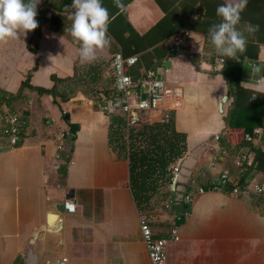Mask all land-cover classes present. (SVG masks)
<instances>
[{
  "label": "crops",
  "instance_id": "crops-1",
  "mask_svg": "<svg viewBox=\"0 0 264 264\" xmlns=\"http://www.w3.org/2000/svg\"><path fill=\"white\" fill-rule=\"evenodd\" d=\"M122 2L124 11L115 15L118 9L113 0H102L115 18L108 25L110 44L97 50L91 63H81L79 45L68 32L73 10L66 6L72 0H40L37 28L0 44V90L17 94L29 85L56 92L40 97L38 120L33 121V111H28L27 130L17 146L11 148L0 135V264H20L21 260L56 264L61 256H67L69 264H151L140 228L142 212L152 217L159 236L169 237L177 227L179 238L170 240L167 264H264V169L242 168L230 177L233 186H245L239 193L230 192L231 186L196 194L187 203L188 214L177 203L166 207L167 198L163 201L166 213L157 223L154 214L140 210L135 201L129 159L109 144L110 116L103 108L104 102H112L109 95H117L112 54L138 57L151 50L163 55V62L154 68L157 75L181 93L170 96L157 110H138L133 118L124 117L128 128L136 121L161 122L168 115L176 130L186 134L177 199L184 201L185 184L192 182L196 188L216 182L230 154L235 162L240 154H253L248 147H238L243 129L226 121L234 97L222 68L230 59L218 55L208 40L210 25L220 22L217 6L229 0ZM252 6L248 0L240 22L253 21L264 32V0L257 9ZM178 34L188 38L186 51L171 53ZM221 57L225 62L216 68ZM237 57L238 62L229 63L230 74L253 90L256 81L264 78V44L247 41ZM254 64L261 66L260 73L251 74ZM136 86L133 83L130 88L132 95ZM96 93L101 100L95 99ZM23 94L32 109L36 92L28 89ZM65 129L73 135L66 139V164L55 172V134ZM263 130L253 140L264 150ZM256 184L263 186L261 192ZM67 198L75 202L74 212L65 209ZM50 213L63 214V247L50 261H43ZM181 213L184 222L175 225Z\"/></svg>",
  "mask_w": 264,
  "mask_h": 264
},
{
  "label": "trees",
  "instance_id": "trees-1",
  "mask_svg": "<svg viewBox=\"0 0 264 264\" xmlns=\"http://www.w3.org/2000/svg\"><path fill=\"white\" fill-rule=\"evenodd\" d=\"M259 1L249 0L253 4L252 7L256 9ZM249 24L258 26L253 21H241L237 25V28L243 32L247 41L255 42L258 45L264 44V32L258 26V30L255 33H248L247 26ZM175 36H179L183 44L188 39L185 36L183 38L181 34ZM181 51H186L184 45ZM162 56V54H154V52L149 50L138 56L134 64L126 67V72L131 76L133 83L137 85V90L141 87L142 81L148 78L149 72L158 63L163 62L161 60ZM188 57L195 62L189 52ZM236 61H239L237 56L235 59H230L226 63V66L222 68L223 74L230 83L234 97L231 107L227 112L226 121L230 127L243 129V135L238 143V147H248L253 152V165L251 168L258 167L264 169L262 165L264 164V150L261 144L245 136L246 133H249L252 137H256L257 134L254 133L255 129L257 127L264 129V95L242 86L238 78L236 79L231 76L229 63ZM143 68L144 71H142ZM28 89L36 92L32 109L25 103L24 99L23 93ZM44 94L55 95L56 92L35 90V88L29 85H24L22 90L17 94L0 90V113L5 111H20L27 116L28 111L32 110V119L36 121L39 118L37 107H39V103L41 102L40 97ZM106 94L109 95V92H106ZM116 96V94L109 95L110 101L115 102ZM99 97V94L96 93L95 99L101 100V97ZM113 107L108 112L110 116L109 144L117 151L119 156H126L129 159L130 185L140 210L147 211L150 208V199L158 193H160L163 200L174 198L176 200L175 203L187 209L189 207L187 203L182 201L181 198L178 197L177 199L176 197V192L179 190L178 183L176 184V190L171 189L174 177L172 165L178 164L187 154L186 134L176 130L173 119H165L161 122L152 123L136 121V124L127 128L124 113L121 109H118V106L115 105ZM26 130L25 126H23L22 132ZM261 136V139L264 140V130ZM231 156L232 154H230L225 163L226 165L223 167V170L227 169L229 171L230 177L236 175L243 168V165H238L233 161ZM233 181L234 179L230 180L226 187L233 186ZM184 186V190L189 188L188 184ZM175 221V225H180L184 222V218L182 216L180 220ZM19 263L27 264L24 260H21Z\"/></svg>",
  "mask_w": 264,
  "mask_h": 264
},
{
  "label": "built area",
  "instance_id": "built-area-1",
  "mask_svg": "<svg viewBox=\"0 0 264 264\" xmlns=\"http://www.w3.org/2000/svg\"><path fill=\"white\" fill-rule=\"evenodd\" d=\"M182 40L179 36H175L173 43L170 47L172 53L181 52L183 46ZM137 56H124L121 52H116L112 54L111 65L113 68L114 74V84L117 92L115 97V102H104L103 108L111 111L114 107L118 106V109L128 117L133 118V114L136 111H151L157 110L161 107L162 103L170 98L173 94L177 92L180 94V90L174 91L172 88H169L164 79L160 78L156 71L152 69L149 72L148 78L142 81L141 87L133 95L130 92V88L133 85L131 76L126 72V67L132 65L137 61ZM225 62V58H219L216 68L222 67V64ZM143 88H146L144 91ZM146 93V97L142 98V93ZM166 120H169V116L166 115ZM28 119L26 115L20 111H5L0 113V135L8 140V144L11 148H14L18 145L21 135L22 127L27 125ZM262 128L257 127L254 131L255 134H260ZM222 133L216 135L217 139H220ZM72 132L68 129L61 130L56 132V150L54 154V161L52 165L53 171H59L66 164L65 148H66V139L72 137ZM247 138L254 139L249 133H246ZM236 163L238 165H243V169L248 171L249 168L253 165V154L245 153L240 154L237 158ZM174 173L178 172V164L172 166ZM44 174H49V171H45ZM230 181L229 171L227 169L223 170L219 176V179L210 184L209 186H198L194 188L192 182L189 184V188L185 189L183 192V199L186 203L190 204L194 201L196 194L204 193L208 190H222L225 188ZM245 186L237 185L233 186L231 190L232 193H239L244 189ZM255 189L259 192L263 190L261 184H256ZM175 203L174 198H169L165 205L170 208L172 204ZM65 209L68 212H74L76 209V204L72 198H67L65 200ZM190 209H186L184 214H188ZM178 215L177 218L181 219L182 215ZM140 228L143 236V240L146 244L149 258L151 264H167V244L168 241L178 239V230L177 227H174L170 230L169 237L159 236L156 234L154 227L152 225V217L146 213H140L139 215ZM56 264H69V258L67 256L57 257L55 260Z\"/></svg>",
  "mask_w": 264,
  "mask_h": 264
},
{
  "label": "clouds",
  "instance_id": "clouds-1",
  "mask_svg": "<svg viewBox=\"0 0 264 264\" xmlns=\"http://www.w3.org/2000/svg\"><path fill=\"white\" fill-rule=\"evenodd\" d=\"M39 2L40 0H27V3L25 0H0V44L17 38L21 33L27 35L28 31L37 28L38 21L35 17ZM247 2L248 0H229L217 6L216 15L220 22L210 25L208 40L218 55L235 59L238 53L245 50L247 38L237 25ZM113 4L118 9L115 15L124 11L122 0H113ZM66 7L73 10L68 17L72 21L68 32L79 45L80 61L91 63L97 58V50L110 44L108 25L115 15L110 17L109 10L102 5V0H72L71 5ZM257 30L258 26H247L250 34ZM261 70L260 65L254 64L251 74L260 73ZM253 90L264 95V78L256 81Z\"/></svg>",
  "mask_w": 264,
  "mask_h": 264
},
{
  "label": "water",
  "instance_id": "water-1",
  "mask_svg": "<svg viewBox=\"0 0 264 264\" xmlns=\"http://www.w3.org/2000/svg\"><path fill=\"white\" fill-rule=\"evenodd\" d=\"M166 65H170V62L167 60L165 62ZM145 91L146 88H143ZM146 97V93H142V98ZM227 99V95H225L222 99L221 104V111L223 110L222 105L223 102H225ZM184 159H182L178 165V172L175 174L171 189L174 190L176 187V182L179 177L180 168L183 164ZM47 228H46V236L44 240V254H43V261H50L51 258H54L56 252L62 251L63 247V239H62V227H63V214L61 213H50L48 214V222H47ZM31 250H27V253L32 256ZM51 256V258H50ZM33 256V261H37V258L35 259ZM48 259V260H47Z\"/></svg>",
  "mask_w": 264,
  "mask_h": 264
},
{
  "label": "rangeland",
  "instance_id": "rangeland-1",
  "mask_svg": "<svg viewBox=\"0 0 264 264\" xmlns=\"http://www.w3.org/2000/svg\"><path fill=\"white\" fill-rule=\"evenodd\" d=\"M163 201L164 200L163 198H161V195L158 194V195L153 196L152 200L150 201L151 203H149L150 208L148 209V211L154 214V216L157 218V223L161 218L160 215L162 214L164 215L166 213V211L164 210L166 208H164V206L162 205ZM160 224H163V223H160ZM179 240L181 241V239ZM172 241H176V240H172ZM172 241H168L167 248L173 243Z\"/></svg>",
  "mask_w": 264,
  "mask_h": 264
}]
</instances>
